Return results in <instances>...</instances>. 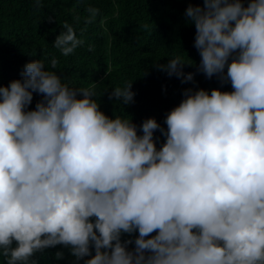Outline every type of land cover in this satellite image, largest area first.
Listing matches in <instances>:
<instances>
[{"label":"clouds","instance_id":"clouds-1","mask_svg":"<svg viewBox=\"0 0 264 264\" xmlns=\"http://www.w3.org/2000/svg\"><path fill=\"white\" fill-rule=\"evenodd\" d=\"M87 11L91 24L99 9ZM185 16L197 72L185 73L193 64L181 56L155 67L182 84L201 73L233 90L185 89L166 129L155 118H110L94 88L70 87L43 59L0 85L5 264H38L37 253L57 246L73 264H264V0L190 2ZM82 45L67 22L53 43L64 56ZM132 88L108 98L130 105Z\"/></svg>","mask_w":264,"mask_h":264},{"label":"trees","instance_id":"trees-1","mask_svg":"<svg viewBox=\"0 0 264 264\" xmlns=\"http://www.w3.org/2000/svg\"><path fill=\"white\" fill-rule=\"evenodd\" d=\"M190 2L202 6V0H41L39 5L35 0H0V85L22 79L25 64L43 59L46 68L61 75L70 87L94 88L101 111L110 118L132 119L138 126L155 118L166 129V116L185 98V89L233 90L230 83L221 85L216 77L209 80L201 73L196 74L195 84H182L155 67L181 56L193 64L184 68L185 73L197 72L201 57L194 47L196 30L185 16ZM88 8L99 9L91 24L86 23L91 15ZM49 17L54 22L49 23ZM65 22L83 40L69 56L53 46ZM53 57L59 61L55 69L50 64ZM128 83L136 93L134 103L109 100L113 89ZM41 99L34 94L30 108L34 110ZM155 137L159 148L165 137L159 131ZM136 236L138 232L122 239ZM134 247L130 245L129 250ZM58 251L65 253L64 259H55ZM35 259L38 264H73L75 260L63 246L37 253ZM0 264H5L2 257Z\"/></svg>","mask_w":264,"mask_h":264}]
</instances>
